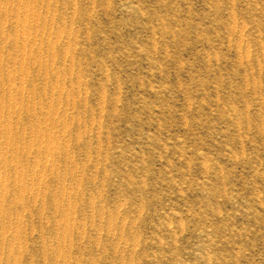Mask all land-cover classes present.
Returning a JSON list of instances; mask_svg holds the SVG:
<instances>
[{
    "label": "rangeland",
    "instance_id": "1",
    "mask_svg": "<svg viewBox=\"0 0 264 264\" xmlns=\"http://www.w3.org/2000/svg\"><path fill=\"white\" fill-rule=\"evenodd\" d=\"M41 1L31 41L57 29L70 35L44 60L64 74L24 85L29 102L12 96L32 109L63 85L69 93L57 105L75 103L76 120L39 190L14 186L12 177L2 184L24 232L1 238L0 248L2 240L21 242L20 264H264V0ZM41 18L63 20L49 26ZM42 69L25 74L35 80ZM10 121L7 138L33 140L37 129L25 117ZM68 211L76 219L53 230ZM201 247L210 262H195Z\"/></svg>",
    "mask_w": 264,
    "mask_h": 264
},
{
    "label": "bare ground",
    "instance_id": "2",
    "mask_svg": "<svg viewBox=\"0 0 264 264\" xmlns=\"http://www.w3.org/2000/svg\"><path fill=\"white\" fill-rule=\"evenodd\" d=\"M43 1L40 2L42 6L44 5ZM34 5L35 0L34 2L31 0H12L11 4L8 2H0V16H2L4 20L7 19L4 24H0V65H3L4 63L5 67V69L0 72V75L2 80L6 82H0V94H4L3 97L0 96V160L2 164L10 165L6 166L7 168H0V240L1 238L4 239L5 236H10L14 239L24 232L21 228L22 218L19 217L18 214L12 213L9 210V206L4 201L11 191L8 187L2 184L6 179H10V177H12L14 186L17 184L20 185L25 181L32 187L37 186V189L39 190L43 183L42 175L48 172H53L52 167L54 166V161L51 160L52 156L58 151L59 148L62 147V145H59L57 141H59L61 137H64L66 132L69 130V126L67 124L68 121L76 120L74 114L70 113L72 109H76L75 103L72 101L67 102V107L70 109L57 105V103L62 101L64 95H68L69 93L68 90L63 88V85L58 87L57 91L54 92L49 98L44 100L41 104H34L32 109L29 108L25 110L21 107L18 108V104L13 97H20L21 101L29 102L31 97L30 95H27L26 91L24 90V85L35 83L40 79H43V81H47L49 79L55 80L54 82L61 80L60 75L64 74V72L56 67H52L51 71L47 70L46 65H44V60L51 58L52 52L56 46H62V42L64 40L69 41L72 39L70 35H64L57 29L43 33L38 43L32 42L31 38L35 32L33 31L34 26H30V20L34 16L32 11ZM122 7L124 12L129 15H135L137 13V10L129 5H123ZM45 9L49 11L50 9L52 10V7L50 8L46 6ZM62 20V18H41L38 19L36 23L53 26L56 22H61ZM44 44L49 46L47 48L48 50L50 49L48 52L46 51L45 54L39 55L40 57L33 59V61L29 62L25 60L27 53H38L40 51L39 48L41 49ZM2 56L5 57V61H2ZM30 64L32 65L29 66ZM32 66L39 68L44 67V69H42V76L36 77L35 80L28 78V76L25 74L28 68ZM22 116L32 123L35 129H37V133L33 137V140L24 141V139H18L17 133L15 138L17 139L16 141H13L14 138L12 140L9 139V137L7 138V135H10L12 130L10 121L11 118H22ZM57 127H61V132L57 131L53 133L52 130ZM24 131L25 130H22L21 133ZM43 142H51L53 145L43 146ZM15 148H19L25 152H33L35 156L32 159L29 158V155L10 153V151L13 152ZM36 156L40 157L41 161L39 160L36 162ZM42 156L44 157L42 158ZM30 166H32L33 171L28 174L22 172L24 171L25 167L27 168ZM26 190V186H21L20 188L17 187V194L14 195L15 204L19 202L18 195L24 194ZM58 190L63 194H66L69 191V189H67L64 185L60 186ZM95 194L96 192L94 191L91 195V198L94 197ZM37 199L38 198L34 199L33 204L43 203V200L38 202ZM18 206L23 210L28 209V205L18 204ZM66 207L67 206L62 207L61 209H66ZM40 216L45 219L43 214ZM13 217L15 218V222L10 224L7 223V221ZM172 218H176V216L172 215ZM75 219L76 214L74 212L68 211L64 217H61L60 221L55 222L52 225L53 227H51L53 230H61L69 221ZM47 228L48 225L46 226V229ZM163 228L164 231L168 232L169 234L174 233L168 225H164ZM204 235L205 236L203 237L207 236L206 233H204ZM38 237H43V235H38ZM2 241L3 246L0 248V258L7 259V261L3 264H20L19 258L14 254H20L24 251L22 243H12V241L5 243L4 240ZM158 243L162 244L160 240ZM43 245L45 246H43V248L40 250L42 260L44 263H48L49 259L46 250L47 246L46 244ZM58 246L57 255L61 254L64 250V247H60V244H58ZM200 250V252L198 251L199 254L195 256V262H210L211 258L209 256V250L205 247H201Z\"/></svg>",
    "mask_w": 264,
    "mask_h": 264
}]
</instances>
